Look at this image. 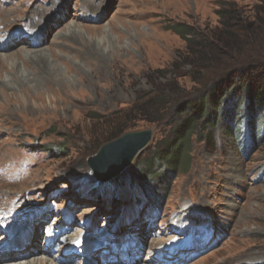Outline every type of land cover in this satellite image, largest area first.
<instances>
[{
	"label": "rangeland",
	"instance_id": "rangeland-1",
	"mask_svg": "<svg viewBox=\"0 0 264 264\" xmlns=\"http://www.w3.org/2000/svg\"><path fill=\"white\" fill-rule=\"evenodd\" d=\"M53 2L0 3L12 10L10 38L0 40V246L50 243L27 259L58 264H264V137L242 146L225 119L193 136L190 167L170 183L162 163L144 167L171 128L129 115L112 123L164 83L185 50L168 26L213 30L218 0H59L56 10ZM73 24L82 33L69 35ZM32 34L33 43L18 41ZM176 81L193 95L189 81ZM122 124V135L150 129L153 138L131 172L98 182L88 159ZM101 243L100 258L86 255Z\"/></svg>",
	"mask_w": 264,
	"mask_h": 264
},
{
	"label": "trees",
	"instance_id": "trees-1",
	"mask_svg": "<svg viewBox=\"0 0 264 264\" xmlns=\"http://www.w3.org/2000/svg\"><path fill=\"white\" fill-rule=\"evenodd\" d=\"M216 14L219 25L210 31L185 23L168 26L186 43L185 50L171 71L163 74L164 83H152L156 90L112 117V123L129 115L136 124L171 128L170 139L163 140L144 167L149 172L155 168L154 161L162 163L170 183L181 169L190 167L193 136L213 131L225 119L228 133L244 141L242 146L258 145L264 137V0H256L249 8L233 0H218ZM177 78L190 82L193 95H187L191 93L181 88ZM127 128L114 126L106 142ZM66 150L62 144L58 153Z\"/></svg>",
	"mask_w": 264,
	"mask_h": 264
},
{
	"label": "water",
	"instance_id": "water-1",
	"mask_svg": "<svg viewBox=\"0 0 264 264\" xmlns=\"http://www.w3.org/2000/svg\"><path fill=\"white\" fill-rule=\"evenodd\" d=\"M153 138L150 129L127 132L107 142L97 154L88 159V164L95 179L101 183L115 181L121 174L130 169Z\"/></svg>",
	"mask_w": 264,
	"mask_h": 264
},
{
	"label": "bare ground",
	"instance_id": "bare-ground-1",
	"mask_svg": "<svg viewBox=\"0 0 264 264\" xmlns=\"http://www.w3.org/2000/svg\"><path fill=\"white\" fill-rule=\"evenodd\" d=\"M1 1L2 0H0V3H1ZM3 1H7V0H3ZM57 1H59V0H54V4H53V6H52V8H56V4H57ZM56 10V9H55ZM11 11L12 10H8V9H5V8H3V7H0V40L2 39V38H7V40L10 38V34L8 35V34H6V29H7V27L10 25L9 23L12 21L8 16H9V14H11ZM49 13V12H48ZM43 16V15H42ZM14 24V23H13ZM43 24V23H42ZM70 30H68V34L70 35V34H72V33H75L76 35L80 32V33H82V30H81V27H78L77 25H75V24H73V25H71V28H69ZM86 34H89L90 32L91 33H93L92 31H87V30H85L84 31ZM12 34H15V35H17L16 33H12ZM29 38V40H27L26 41V39H24V37H17V38H19L18 39V41L19 42H21V40H22V42L21 43H24V41L27 43V44H31V43H33V40H36L38 37H36L35 35H29L28 36ZM30 38L32 39V41L30 40ZM13 39H15V38H12L11 40H13ZM28 41H30V43L28 42ZM18 42V43H19ZM35 42V41H34ZM12 44V43H11ZM22 54L25 56V57H32V56H37L38 54L37 53H32V52H30V51H28V50H26V49H23L22 50ZM61 238H62V236H60ZM61 238L59 239V240H61ZM34 241V240H33ZM27 242V244H31V245H28V247H20V248H22L21 250H19V251H9V250H5V248L6 247H10L9 245H11V242L10 243H8V242H6V243H3L0 247L2 248L1 250H0V263H4V262H6V261H4V260H6L7 258H9V259H12L13 257H14V260H18V262L17 261H15V262H7V263H5V264H58V263H61V261L62 260H59V261H54V260H50V259H47V258H45V259H43V257L42 258H33V259H27L28 257H29V255L31 256V253H32V255H33V251L34 250H38L39 252H43L44 254H48V248H50L51 247V245H50V243H49V245L47 246V243H46V247H36V248H34L33 250H32V248H33V246H35L36 244L34 243V242ZM15 242V244L16 243H18V240H15V241H13L12 243H14ZM22 241H19V243H21ZM18 243V244H19ZM116 243H118V242H116ZM65 246H67V245H65ZM96 247H99V246H92L91 244H87V246H86V251H88V250H92V253L90 254V252H86V255L87 256H89L90 257V255H91V258L93 257V254H95L96 255V257H97V259L98 258H100V256H102V254H104V250L105 249H107L106 247H104V244H102L101 243V247H99L96 251H94V249L96 248ZM63 248L64 247H62L61 248V251L63 250ZM43 250H45V251H43ZM71 250H73L72 248H71ZM71 250L70 249H68V253L69 252H71ZM9 251V252H8ZM2 252V253H1ZM8 252V253H7ZM117 257V256H116ZM26 259L28 260V261H26ZM4 261V262H3ZM21 261H23V262H21Z\"/></svg>",
	"mask_w": 264,
	"mask_h": 264
}]
</instances>
